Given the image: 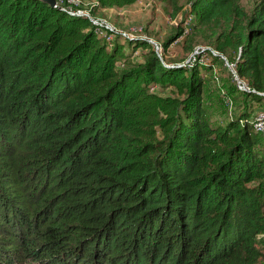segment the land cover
Returning <instances> with one entry per match:
<instances>
[{"label":"trees","instance_id":"1","mask_svg":"<svg viewBox=\"0 0 264 264\" xmlns=\"http://www.w3.org/2000/svg\"><path fill=\"white\" fill-rule=\"evenodd\" d=\"M189 3L200 37L236 54L255 90L224 127L206 116L199 63L152 47L133 63L86 17L0 0V264H264V144L257 153L251 123L264 107V0L250 12Z\"/></svg>","mask_w":264,"mask_h":264},{"label":"rangeland","instance_id":"2","mask_svg":"<svg viewBox=\"0 0 264 264\" xmlns=\"http://www.w3.org/2000/svg\"><path fill=\"white\" fill-rule=\"evenodd\" d=\"M80 1L90 16L101 24V29L97 28L96 33L104 39L106 33L110 36V40L115 39L120 42L126 53V59L133 63L143 62L151 46L137 47L138 45L129 44V41L151 39L163 45L166 39L175 33V29L180 27L183 35L167 48L163 47V60L189 69L195 64H200V74L204 80L203 107L212 125L224 127L244 105L250 104V99L233 85L230 64L236 62V54L232 52L222 54L214 48V44L200 37L195 28L196 17L188 16L190 0H178L177 6L180 11L177 15L172 14L169 0H138L122 8L100 7L98 0ZM255 1L240 0V5L246 12H250ZM149 90L162 97L179 98L180 96L172 86L154 88L151 85ZM252 107L253 111L264 110L260 105ZM157 137H160L159 133ZM259 137L261 143L260 148H256V152L261 154L264 135L259 134ZM257 239L263 240L264 243L263 235H259ZM261 251L264 260V246L261 247ZM262 262L260 260V263Z\"/></svg>","mask_w":264,"mask_h":264},{"label":"built area","instance_id":"3","mask_svg":"<svg viewBox=\"0 0 264 264\" xmlns=\"http://www.w3.org/2000/svg\"><path fill=\"white\" fill-rule=\"evenodd\" d=\"M55 1V8L64 9L68 12L77 15L86 17L94 26L101 29V24L96 21L93 17L90 16L88 11H86L83 3L80 0H54ZM108 29V27H105ZM107 40L110 39V36H107L106 33L104 34ZM150 46L152 47L153 51L155 52L156 56L163 61V48L162 45L156 40H148ZM236 63L230 64L232 77H233V84L239 92L242 93H254L255 90L250 86V84L238 77L236 73ZM252 126L257 134L264 135V110H256L253 113L251 119Z\"/></svg>","mask_w":264,"mask_h":264},{"label":"water","instance_id":"4","mask_svg":"<svg viewBox=\"0 0 264 264\" xmlns=\"http://www.w3.org/2000/svg\"><path fill=\"white\" fill-rule=\"evenodd\" d=\"M44 2L45 4L49 5L50 7H54L55 1L54 0H40Z\"/></svg>","mask_w":264,"mask_h":264}]
</instances>
